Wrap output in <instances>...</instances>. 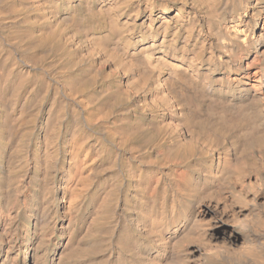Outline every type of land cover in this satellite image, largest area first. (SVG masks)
Returning <instances> with one entry per match:
<instances>
[{"label": "bare ground", "instance_id": "1", "mask_svg": "<svg viewBox=\"0 0 264 264\" xmlns=\"http://www.w3.org/2000/svg\"><path fill=\"white\" fill-rule=\"evenodd\" d=\"M0 264H264V0H0Z\"/></svg>", "mask_w": 264, "mask_h": 264}, {"label": "rangeland", "instance_id": "2", "mask_svg": "<svg viewBox=\"0 0 264 264\" xmlns=\"http://www.w3.org/2000/svg\"><path fill=\"white\" fill-rule=\"evenodd\" d=\"M91 135H95V132L94 131H90L89 132ZM92 137H95V136H92ZM93 187V186H92ZM91 187V188H92ZM93 189V188H92ZM95 196H96V194H93L92 196H91V198L89 199V202L91 203V204H87V203H85L84 205H83V207L81 208V210H80V214L82 215L81 216V220H83L84 218H85V216H87V214L89 213V211L91 210V206H92V203L94 202V200H95Z\"/></svg>", "mask_w": 264, "mask_h": 264}]
</instances>
